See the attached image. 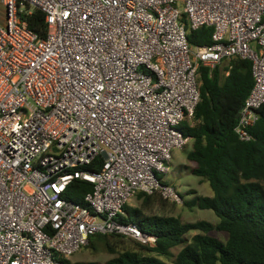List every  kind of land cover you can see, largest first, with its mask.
<instances>
[{
	"label": "built area",
	"instance_id": "1",
	"mask_svg": "<svg viewBox=\"0 0 264 264\" xmlns=\"http://www.w3.org/2000/svg\"><path fill=\"white\" fill-rule=\"evenodd\" d=\"M0 264H64L94 234L154 246L156 236L125 222L137 191L181 202L169 171L173 149L190 141L200 99L198 66L252 62L253 86L234 132L264 104V0H0ZM44 13L47 33L24 19ZM213 27L212 43L191 46ZM101 168L84 167L96 157ZM93 189L85 205L66 191Z\"/></svg>",
	"mask_w": 264,
	"mask_h": 264
},
{
	"label": "trees",
	"instance_id": "2",
	"mask_svg": "<svg viewBox=\"0 0 264 264\" xmlns=\"http://www.w3.org/2000/svg\"><path fill=\"white\" fill-rule=\"evenodd\" d=\"M24 19L32 31L46 35L47 24L40 9L33 8ZM179 20L191 46L212 43L213 27L192 30L184 12ZM198 73L200 99L192 122L185 119L180 129L191 138L185 152L191 162L187 168L207 180L212 194L201 195L192 189L188 194L195 195L190 199L179 194L185 206L212 210L218 221H183L179 215L164 211L176 202L158 192L137 191L132 202L124 205L121 219L156 236L155 245L130 239L131 244L118 234H94L86 247H100L113 256L103 263L73 262L69 257L64 264H264V104L256 110L258 120L249 127L250 140H241L234 132L236 115L254 83L252 62L234 56L213 69L199 64ZM102 162L98 156L84 168L96 172ZM92 189V183L76 179L66 197L85 205L83 196ZM212 230L226 231L227 240L211 236ZM191 231L196 233L188 239ZM176 246L181 248L173 254Z\"/></svg>",
	"mask_w": 264,
	"mask_h": 264
},
{
	"label": "rangeland",
	"instance_id": "3",
	"mask_svg": "<svg viewBox=\"0 0 264 264\" xmlns=\"http://www.w3.org/2000/svg\"><path fill=\"white\" fill-rule=\"evenodd\" d=\"M0 9H2L1 5ZM1 22L2 18L0 17V23ZM187 148V146H184V148L181 149H173L169 171L160 176L161 181L175 185L177 187V190L189 199L190 197H193L195 195V193L188 194V190L191 189L201 195H211L212 191L207 180L191 174L189 169L187 168V165L191 164V162L186 158L185 152ZM130 202H132V200ZM168 205L169 206L164 209L165 213L179 215L183 221H195L199 219H205L212 223H216L218 221L217 216L213 213L212 210L199 209L196 206L188 207L183 204L182 200L181 202H176L175 205ZM194 233H196V231L189 232L187 234V238L190 239V237ZM209 234L223 242H225L228 238V233L226 231L212 230L209 232ZM124 239L128 240V242L132 244V240L127 238ZM180 248L181 246L174 247L172 249L173 254L177 253ZM112 256V253L107 252L103 248L99 247L96 249L84 246L73 253L70 256V259L73 262L98 261L100 263H103Z\"/></svg>",
	"mask_w": 264,
	"mask_h": 264
},
{
	"label": "water",
	"instance_id": "4",
	"mask_svg": "<svg viewBox=\"0 0 264 264\" xmlns=\"http://www.w3.org/2000/svg\"><path fill=\"white\" fill-rule=\"evenodd\" d=\"M236 118H238V113H237V115H236Z\"/></svg>",
	"mask_w": 264,
	"mask_h": 264
}]
</instances>
